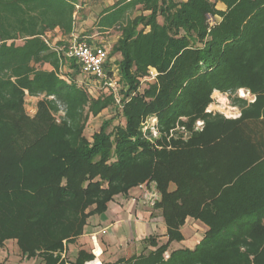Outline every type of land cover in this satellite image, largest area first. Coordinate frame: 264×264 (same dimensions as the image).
Here are the masks:
<instances>
[{
  "label": "trees",
  "instance_id": "16d2710c",
  "mask_svg": "<svg viewBox=\"0 0 264 264\" xmlns=\"http://www.w3.org/2000/svg\"><path fill=\"white\" fill-rule=\"evenodd\" d=\"M105 1L0 0V248L92 262L62 255L116 196L154 183L167 242L145 239L153 251L115 264H264V0ZM89 16L119 33L110 52L89 28L74 34ZM75 42L110 53L120 104L105 81L87 75L97 96L78 83L86 74L65 52ZM214 92L241 117L208 112ZM27 98L39 99L34 116ZM110 108L123 124L104 121L89 140L90 118ZM187 218L207 227L201 241L168 254Z\"/></svg>",
  "mask_w": 264,
  "mask_h": 264
},
{
  "label": "rangeland",
  "instance_id": "374dc122",
  "mask_svg": "<svg viewBox=\"0 0 264 264\" xmlns=\"http://www.w3.org/2000/svg\"><path fill=\"white\" fill-rule=\"evenodd\" d=\"M114 2H116V0H106L105 6L111 5ZM217 7L220 10H225L223 5L218 4ZM97 11H99V8ZM89 17L91 18L86 20L85 25L91 30V39L95 42H101L108 49V52H110L119 39V33L115 30H110L106 34L100 33L97 27L92 23V16ZM217 20L219 21L220 19L217 18ZM119 59V55H114L110 60L111 63L114 64ZM66 71L68 70L66 69ZM77 80L80 85H85L88 88L91 95L97 96L99 87L94 80L87 75H79ZM242 91L244 96L242 95ZM242 91L238 92L240 97L249 100L250 103L255 102V97L252 96L250 92L246 90ZM212 98L213 103L209 106V111L221 114L226 119L230 120H236L241 117L240 110L232 107L226 96L219 92H214ZM38 101L39 99L36 98L26 99L25 108L30 116L36 114ZM107 120H113V126L123 124L124 122L123 119L120 118L117 109L110 108L105 110L98 117L90 118L84 135L91 140L93 134L98 132L103 122ZM154 124L155 121L150 119L147 123V127H153ZM197 128H201L200 124H197ZM254 128L261 129V125L255 124ZM173 190H175V186L171 185L170 191ZM160 199L161 195L154 183L134 188L126 196H116L113 202L108 204V206H110V219H102L99 215L90 218L84 230V234L75 242L71 243L77 246V252L74 253L72 250L70 251L68 244L62 255L63 259L69 263L74 262L78 252L85 251L92 254L95 258L92 262L86 264L95 263L99 259L101 260H99V264H115L117 260H128L142 254L148 255L154 249L150 246V241H145V239L153 238L160 245L167 242L163 213L161 209L156 207ZM205 229H207V227L202 223L192 218H187L182 228L184 240L180 243H173L170 246L168 254L181 248L194 249L201 241ZM95 239L103 250L102 256L99 259H97L93 248ZM0 264L45 263L41 258L26 259L22 256L17 241L8 240L4 243V246L0 248Z\"/></svg>",
  "mask_w": 264,
  "mask_h": 264
},
{
  "label": "built area",
  "instance_id": "2783aa9c",
  "mask_svg": "<svg viewBox=\"0 0 264 264\" xmlns=\"http://www.w3.org/2000/svg\"><path fill=\"white\" fill-rule=\"evenodd\" d=\"M211 24H213L212 20ZM65 52L69 58L76 60L82 66L84 74L94 76L100 83L105 81L104 87H108L114 92L117 103L120 104L117 83L115 81H107L105 65L108 61L109 53L104 48L92 46L87 42H75L70 44ZM156 76V72L152 70L148 80H153ZM208 112L211 111L208 110ZM198 124L202 126L201 122Z\"/></svg>",
  "mask_w": 264,
  "mask_h": 264
},
{
  "label": "crops",
  "instance_id": "0c3cea01",
  "mask_svg": "<svg viewBox=\"0 0 264 264\" xmlns=\"http://www.w3.org/2000/svg\"><path fill=\"white\" fill-rule=\"evenodd\" d=\"M88 28V26L87 25H85V22H80V24H78L77 25V27H76V29H75V35L76 34H81V33H83L84 31H86V29ZM58 39H60L61 38V36H59V37H57ZM109 211H110V206H108V210H107V212L105 213V214H103V215H100L99 217L100 218H109L110 219V217H109ZM206 230V229H205ZM97 244V245H96ZM97 246H99L100 247V245H98V243H97V241H96V239H95V245H94V250L96 251V249H97ZM69 248H70V251L72 250V252H77V246H74V245H72V244H69ZM101 249V251H102V248H100ZM96 255V254H95ZM102 256V255H101ZM101 256H97V259H99ZM100 260V259H99ZM99 260H97V261H99ZM96 261V262H97ZM101 261V260H100ZM119 260H117L116 262H118ZM115 262V263H116ZM101 263V262H100ZM90 264H94V263H90ZM114 264V263H113Z\"/></svg>",
  "mask_w": 264,
  "mask_h": 264
},
{
  "label": "bare ground",
  "instance_id": "6f19581e",
  "mask_svg": "<svg viewBox=\"0 0 264 264\" xmlns=\"http://www.w3.org/2000/svg\"><path fill=\"white\" fill-rule=\"evenodd\" d=\"M241 91H242V90H241ZM242 95L244 96L243 91H242ZM96 245H97V244H96ZM102 251H103V250H102ZM102 251H101L100 247L97 246V249H96V251H95L96 256H101V255H102ZM94 264H99V261L95 262Z\"/></svg>",
  "mask_w": 264,
  "mask_h": 264
}]
</instances>
